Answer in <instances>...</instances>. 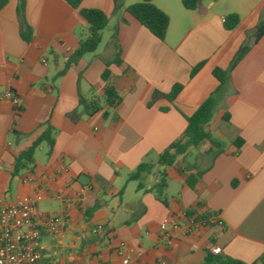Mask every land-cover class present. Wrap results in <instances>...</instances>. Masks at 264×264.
Segmentation results:
<instances>
[{
    "label": "crops",
    "instance_id": "0c3cea01",
    "mask_svg": "<svg viewBox=\"0 0 264 264\" xmlns=\"http://www.w3.org/2000/svg\"><path fill=\"white\" fill-rule=\"evenodd\" d=\"M140 1L123 0L115 12L113 0H83L81 8L107 15L109 37L99 49L102 34L95 52L56 78L88 36V23L63 0H25L33 31L26 43L19 0H7L0 10V199L40 193L41 213L66 217L54 236L41 228L46 264H121V246L131 249L139 264H202L214 248L221 249L220 256L264 264V36L216 94L206 130L221 149L204 143L165 169L166 205L152 191L162 177L159 154L183 135L187 118L218 90L213 70H227L239 48L252 41L264 19V0H201L195 11L186 10L181 0H153L169 16L164 41L127 13ZM230 14L240 17L233 31L224 28ZM114 35L122 63L110 65L105 82L106 63L116 54ZM177 84L183 88L169 101L166 95ZM109 85L121 103L105 108L107 118L105 110L88 116L80 99L103 98ZM7 89L19 97L18 109L2 100ZM47 125L53 149L42 144L33 172L13 177L16 157ZM239 140L243 143L237 146ZM142 163L155 166L138 190L139 181L128 177ZM190 177H197L193 187ZM190 211L210 212L222 225L194 223Z\"/></svg>",
    "mask_w": 264,
    "mask_h": 264
},
{
    "label": "trees",
    "instance_id": "16d2710c",
    "mask_svg": "<svg viewBox=\"0 0 264 264\" xmlns=\"http://www.w3.org/2000/svg\"><path fill=\"white\" fill-rule=\"evenodd\" d=\"M67 5L72 9L77 10L80 16L88 23L89 25V34L88 36L81 40L79 47L69 56L66 61L65 67L60 71L56 78L64 76L70 67L77 63L85 54L93 53L97 50L99 45L102 42V34L105 28L108 25L107 15L98 9H83L81 4L83 0H63ZM114 1V11H118L122 7L123 0H113ZM201 0H181L183 7L189 11H195L198 9ZM7 4V0H0V10ZM127 13L137 20L142 26H144L151 34L161 41L165 40L168 28H169V16L160 10L154 3L153 0H141L138 3L130 5L126 9ZM17 15L20 21L21 27V37L26 43H30L33 38V31L28 25L25 17V0H19L17 7ZM240 23V17L237 14H230L225 17L224 28L227 31H233L237 28ZM264 36V19L261 20L256 27L254 37L252 41H246L236 52L235 56L232 59V62L227 70L221 68H215L213 70V76L219 82L218 90L212 93L194 112V114L187 118V127L183 135L173 142L167 149H165L158 156V165L163 168L162 177L158 184H156L152 191L155 193L157 198L163 203L167 204L165 198V189L167 186V179L165 174V169L173 166L177 160L185 155L191 148H197L204 143H210L214 149L220 150L221 145L216 141L206 128L213 118V113L216 105V94L220 91L226 82L229 73L245 58L253 44H256ZM114 39H117V36L114 35ZM115 59L112 62L106 63V68L102 74V80L108 82L111 71L109 69L111 64L120 65L121 61V48L117 40L115 43ZM204 63H199L193 67L191 72V78H193L203 67ZM182 85H175L171 92L166 95L169 101L175 100L176 96L182 90ZM158 93H155L157 95ZM122 99L118 95L114 86L109 85L105 89L103 98H94L91 100L81 98L80 104L84 109V112L88 116H93L101 111L107 109H114L120 103ZM21 111V109H20ZM104 117L107 118L109 113L107 110L103 113ZM225 121H228V116L224 118ZM47 144L50 148V151L54 146V139L52 137V128L47 125L45 131L32 143V145L21 152L15 159L14 168L12 171V176H19L24 171L33 172L35 165V153L37 149L42 144ZM243 143L242 140H239L236 144L237 146ZM152 163H142L140 164L136 171L131 173L128 177L129 181H139L138 190L143 188L140 183L141 178L145 174L152 172L154 168ZM197 182V177H190L187 179V183L193 187ZM196 215L194 220L197 222H209L213 214L210 212H205L200 214L198 211H190L187 213L189 218H192ZM202 264H246L242 261L232 259L229 257H224L220 255H214L212 252L207 251V256ZM254 264V263H253Z\"/></svg>",
    "mask_w": 264,
    "mask_h": 264
},
{
    "label": "built area",
    "instance_id": "2783aa9c",
    "mask_svg": "<svg viewBox=\"0 0 264 264\" xmlns=\"http://www.w3.org/2000/svg\"><path fill=\"white\" fill-rule=\"evenodd\" d=\"M66 50L69 51V48ZM2 100L19 108V97L12 89L3 93ZM42 199L40 193L11 200L0 199V264H46L48 249L41 240V228H46L54 236L68 220L64 216L41 213L38 204ZM209 222L222 225L217 216H212ZM160 229L166 243L170 244L171 237L166 234V224L161 225ZM221 252L220 248L212 250L214 255H220ZM117 254L121 264H139L133 261L132 250L128 247H119ZM156 264L166 263L160 260Z\"/></svg>",
    "mask_w": 264,
    "mask_h": 264
},
{
    "label": "rangeland",
    "instance_id": "374dc122",
    "mask_svg": "<svg viewBox=\"0 0 264 264\" xmlns=\"http://www.w3.org/2000/svg\"><path fill=\"white\" fill-rule=\"evenodd\" d=\"M103 37H104V40L102 42V44L100 45V48L99 49H102V47H104V44L105 42L107 41L108 37H109V30H104L103 31Z\"/></svg>",
    "mask_w": 264,
    "mask_h": 264
}]
</instances>
